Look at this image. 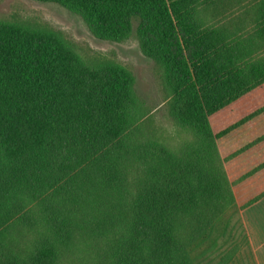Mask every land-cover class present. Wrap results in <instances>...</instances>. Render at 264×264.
I'll list each match as a JSON object with an SVG mask.
<instances>
[{"label":"trees","instance_id":"obj_1","mask_svg":"<svg viewBox=\"0 0 264 264\" xmlns=\"http://www.w3.org/2000/svg\"><path fill=\"white\" fill-rule=\"evenodd\" d=\"M34 1L135 35L173 130L127 68L0 20V264H208L224 216L264 197V0Z\"/></svg>","mask_w":264,"mask_h":264},{"label":"rangeland","instance_id":"obj_2","mask_svg":"<svg viewBox=\"0 0 264 264\" xmlns=\"http://www.w3.org/2000/svg\"><path fill=\"white\" fill-rule=\"evenodd\" d=\"M0 20L29 21L44 25L59 32L82 57L104 58L127 68L134 78L138 97L145 102L149 112L153 113L156 125L166 134L172 132L157 65L142 54L135 35L122 42L96 38L72 12L56 4L34 0H0ZM136 25L134 21V30ZM221 224H226L225 229L218 226L206 240L205 246L214 242L215 247L213 252L208 253V259L204 263L214 264L229 249L238 247L231 264H254L246 246V234L238 213H227Z\"/></svg>","mask_w":264,"mask_h":264},{"label":"crops","instance_id":"obj_3","mask_svg":"<svg viewBox=\"0 0 264 264\" xmlns=\"http://www.w3.org/2000/svg\"><path fill=\"white\" fill-rule=\"evenodd\" d=\"M254 264H264V197L238 212Z\"/></svg>","mask_w":264,"mask_h":264}]
</instances>
